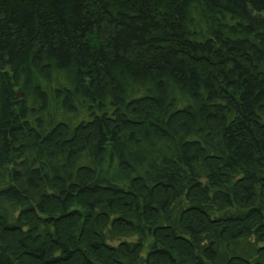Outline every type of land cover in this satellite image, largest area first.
<instances>
[{
  "label": "trees",
  "instance_id": "obj_1",
  "mask_svg": "<svg viewBox=\"0 0 264 264\" xmlns=\"http://www.w3.org/2000/svg\"><path fill=\"white\" fill-rule=\"evenodd\" d=\"M0 264H264V0H0Z\"/></svg>",
  "mask_w": 264,
  "mask_h": 264
},
{
  "label": "bare ground",
  "instance_id": "obj_2",
  "mask_svg": "<svg viewBox=\"0 0 264 264\" xmlns=\"http://www.w3.org/2000/svg\"><path fill=\"white\" fill-rule=\"evenodd\" d=\"M18 95H19V96H22V95H23V92H19Z\"/></svg>",
  "mask_w": 264,
  "mask_h": 264
}]
</instances>
